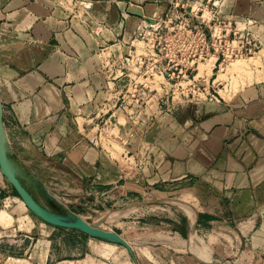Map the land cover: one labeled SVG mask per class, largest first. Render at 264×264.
I'll list each match as a JSON object with an SVG mask.
<instances>
[{"label":"crops","instance_id":"obj_1","mask_svg":"<svg viewBox=\"0 0 264 264\" xmlns=\"http://www.w3.org/2000/svg\"><path fill=\"white\" fill-rule=\"evenodd\" d=\"M176 17L171 29L197 42H169V70L158 75L134 38ZM218 26L264 48V0H0V165L33 196L71 198L67 214L135 208L185 185L195 195L184 229L138 220L122 231L137 254L163 264L159 252L175 245L187 262L198 236L207 248L192 245L193 264H264V76L246 72L236 85L217 70L236 49L217 42ZM174 63L196 86H182L190 81ZM10 187L0 172V264H76L59 258L58 228Z\"/></svg>","mask_w":264,"mask_h":264},{"label":"rangeland","instance_id":"obj_2","mask_svg":"<svg viewBox=\"0 0 264 264\" xmlns=\"http://www.w3.org/2000/svg\"><path fill=\"white\" fill-rule=\"evenodd\" d=\"M180 22H182V20L179 17H176V19L173 21H170L166 18L157 19L153 21L152 24L145 23V25L141 26L136 32L134 39H136V42L140 43L134 47V51H136L138 57H141L142 59L143 56L144 58L149 56L151 52L157 63L156 66L153 65V71L155 70L158 75L169 70V42H197V40L192 38L193 36L184 34L183 30L178 28L171 29V27L180 24ZM186 22H190V20H186ZM183 23H185V21H183ZM222 25L224 26L223 23ZM219 28V35H217L219 31H216L214 36L217 39V42H236V49H233L232 53L228 54L229 57L227 58V61L224 64L222 63L219 65L217 70H221L222 68L223 71L221 73H225L227 75L229 73H233V75L237 78L233 77L231 80L233 84L236 85L238 83H245L246 72H249L250 75H252L253 72L255 75L257 74L258 76H264V60H262L264 58V48L259 45V39L257 35L256 38L258 41L253 39L252 33L248 34L240 32L233 34L234 31L232 29L227 33V29L221 31L223 27L218 26V29ZM240 42H245V44L242 45ZM248 42H252L253 44L254 42L258 43V49L256 50L257 53L256 51L249 53L246 50ZM142 63L145 66L147 65L146 62ZM174 65L176 68L178 67L177 69H175V67L173 68V70H176L177 73L181 71V68H185L184 66H186L182 63H174ZM192 65L194 66V64ZM182 72H185V70H182ZM186 81L190 82H184L182 86L186 87L189 84L192 87L196 86V83L198 82L197 79H188ZM200 96L201 98L204 97L197 93H191L188 97L199 98ZM0 172L11 186L9 189L10 192L23 199L1 165ZM35 192L36 193L33 192L35 196L34 198L36 200L40 199V201L45 204L44 209L52 218L63 222L88 224H97V222L102 221V224H99L94 228L78 229L59 227L46 222L39 215V212L34 206L29 207L30 213L32 215H35L39 220L49 224L50 226L58 228V233H56V244L58 249H61V253H63V248H65V250L67 249L65 253H59V258L75 260L76 264H155L150 261V256L148 253L141 254L140 257L137 254L139 250L138 242H135L133 239H124L121 234L122 231L128 235L130 233L128 231L129 226L136 225L137 223L135 222L138 220H151L157 225L156 228L160 231H167L170 229L177 231L179 228H182L181 223L179 222L181 221V217L183 215L186 213H188L191 217L194 215L193 208L190 205L193 203L192 196L195 194L193 191L188 190L185 185H179L163 194L161 197L149 199L148 202H150L143 204V206H136L135 208L130 206L125 210H116L117 207L122 205H118L117 207L89 209L87 211L75 209L73 210V215H68L65 213L62 207L63 204H68L67 198L71 199L68 196L66 198L65 195L57 194L50 190L47 192L44 190ZM49 202L53 203L54 206L49 207ZM2 207L3 206H0V210ZM192 213L193 215H191ZM107 229L109 231L105 232L104 230ZM141 230L146 231L147 233L149 231V229ZM112 233H115V235ZM163 236L164 235L161 237L169 238ZM197 239L201 241V244L198 243ZM149 241L151 242V245H154L157 240L151 239ZM169 241L174 242V240ZM189 242L190 245L188 247L189 253L187 262H184V260L182 262L180 260H176L175 254L177 246L172 245V249H170L171 253H169V255H164L163 251L159 252L160 258L163 259V264H193L194 260L196 261V257L193 254L195 249L192 245L194 243L201 246L205 245L203 240L198 238V236L190 238Z\"/></svg>","mask_w":264,"mask_h":264},{"label":"water","instance_id":"obj_3","mask_svg":"<svg viewBox=\"0 0 264 264\" xmlns=\"http://www.w3.org/2000/svg\"><path fill=\"white\" fill-rule=\"evenodd\" d=\"M2 118V104L0 102V124ZM1 165L5 173L10 177V180L15 185L18 192L21 194L23 199L26 201L28 206H34L36 210L39 212V215L48 223H51L53 225L59 226V227H66V228H78V229H85V228H94L95 226L102 224V221L97 222V224H88V223H76V222H63L58 219L52 218L49 216L48 212L44 209V206H42L38 200L34 198V196L27 190V188L23 185V183L20 181V179L17 177V175L13 172L11 167L6 163V160H1ZM71 213H68V215H73ZM194 228V227H193ZM105 232L109 231L104 230Z\"/></svg>","mask_w":264,"mask_h":264},{"label":"built area","instance_id":"obj_4","mask_svg":"<svg viewBox=\"0 0 264 264\" xmlns=\"http://www.w3.org/2000/svg\"><path fill=\"white\" fill-rule=\"evenodd\" d=\"M145 24H143L142 26H144ZM150 25V24H149ZM258 49L257 44L254 42V44L252 42H248V45L246 46V50L249 53L255 52ZM181 77H183V80H193L194 77L191 76V73H189L188 71L185 70V72H182V70L179 72ZM200 90V89H199Z\"/></svg>","mask_w":264,"mask_h":264}]
</instances>
